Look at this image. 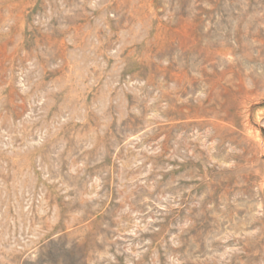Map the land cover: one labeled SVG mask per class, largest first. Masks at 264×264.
<instances>
[{
    "label": "rangeland",
    "instance_id": "1",
    "mask_svg": "<svg viewBox=\"0 0 264 264\" xmlns=\"http://www.w3.org/2000/svg\"><path fill=\"white\" fill-rule=\"evenodd\" d=\"M0 264H264V0H0Z\"/></svg>",
    "mask_w": 264,
    "mask_h": 264
},
{
    "label": "bare ground",
    "instance_id": "2",
    "mask_svg": "<svg viewBox=\"0 0 264 264\" xmlns=\"http://www.w3.org/2000/svg\"><path fill=\"white\" fill-rule=\"evenodd\" d=\"M262 143V142H261Z\"/></svg>",
    "mask_w": 264,
    "mask_h": 264
}]
</instances>
